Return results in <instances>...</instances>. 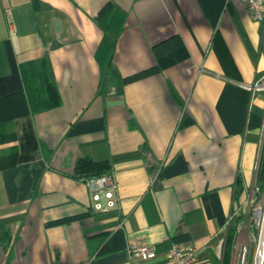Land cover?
<instances>
[{
    "label": "crops",
    "instance_id": "crops-1",
    "mask_svg": "<svg viewBox=\"0 0 264 264\" xmlns=\"http://www.w3.org/2000/svg\"><path fill=\"white\" fill-rule=\"evenodd\" d=\"M107 28L122 76L171 37L188 56L100 93ZM263 45L245 0H0V76L28 108L3 125L0 157L20 159L0 168V264H126L138 235L157 251L143 264H168L174 242L221 264L264 152V91L238 85L264 72ZM82 157L110 162L117 207L94 210Z\"/></svg>",
    "mask_w": 264,
    "mask_h": 264
},
{
    "label": "trees",
    "instance_id": "trees-1",
    "mask_svg": "<svg viewBox=\"0 0 264 264\" xmlns=\"http://www.w3.org/2000/svg\"><path fill=\"white\" fill-rule=\"evenodd\" d=\"M35 4H38L39 0H33ZM174 39H167L166 42L171 44L169 46V52H159L156 50L157 65L154 68L140 71L138 73L132 74L130 76H122L117 68L116 64L113 62V49L115 47V35L111 28L105 30L104 43L101 49L107 51V61H106V71L105 77L99 86V92L102 93L106 87H108L113 82L120 81L121 83H127L132 80H136L145 76L153 71H160L171 65L178 63L182 58L187 57V52L185 47L181 42L176 41V45H172ZM159 46H155V49ZM28 114V108L26 105L25 98L22 92H10L6 80L3 76H0V143H2L8 137L5 132L4 124L9 120L18 118ZM192 123L188 118L183 119L181 126ZM27 140L33 142L34 134L31 128L27 129ZM33 144V143H32ZM20 159L17 153H12L4 157H0V168H5L10 165H14ZM111 172V164L108 160L95 161L89 157L79 158L75 164L74 176H82L85 179L87 177H93ZM239 189L237 193H242L244 191V186L241 179L239 178ZM255 187L258 189V194L262 195L264 193V152L260 158L259 167L256 176ZM235 210L232 213V218L235 219V224L228 225L225 232V245L222 254L221 264H232L236 237H237V225L240 224L244 218L243 213L240 211L239 215H235ZM250 264H253L251 262Z\"/></svg>",
    "mask_w": 264,
    "mask_h": 264
},
{
    "label": "built area",
    "instance_id": "built-area-1",
    "mask_svg": "<svg viewBox=\"0 0 264 264\" xmlns=\"http://www.w3.org/2000/svg\"><path fill=\"white\" fill-rule=\"evenodd\" d=\"M253 18L257 21L264 20V0H245ZM264 52V45H263ZM239 87L252 93L264 91V72L253 82H239ZM152 155L149 153L150 159ZM85 185L92 197V206L97 212L109 211L118 206V198L115 193L118 189V182L114 172H108L102 175L87 177ZM251 191L253 195L258 197V189L253 186ZM264 194V193H263ZM262 194V195H263ZM249 198L251 199L250 192ZM240 209H235V214H239ZM232 215L229 217L227 225L231 221ZM264 231V222L260 232ZM260 239V238H259ZM259 250L256 254L255 264H264L263 259H259ZM198 249L194 245H183L174 242L168 252V264H196ZM129 258L126 264H143L146 261L152 260L157 256V251L154 245L146 243L142 235H138L134 242L128 248ZM241 264H246L245 260Z\"/></svg>",
    "mask_w": 264,
    "mask_h": 264
},
{
    "label": "rangeland",
    "instance_id": "rangeland-1",
    "mask_svg": "<svg viewBox=\"0 0 264 264\" xmlns=\"http://www.w3.org/2000/svg\"><path fill=\"white\" fill-rule=\"evenodd\" d=\"M251 189L252 187L248 191L247 197L244 200L245 203L241 207L244 218L237 225L233 264H241L243 260H245L246 264H250L251 262L255 264L258 252L260 232L264 222V194L259 197L258 195L254 196ZM249 192L251 199L248 195ZM233 224H235V219L231 218L229 225ZM262 262L264 263V258Z\"/></svg>",
    "mask_w": 264,
    "mask_h": 264
},
{
    "label": "water",
    "instance_id": "water-1",
    "mask_svg": "<svg viewBox=\"0 0 264 264\" xmlns=\"http://www.w3.org/2000/svg\"><path fill=\"white\" fill-rule=\"evenodd\" d=\"M263 234H264V231L261 233L260 235V239H259V247L261 246V242H262V239H263Z\"/></svg>",
    "mask_w": 264,
    "mask_h": 264
}]
</instances>
